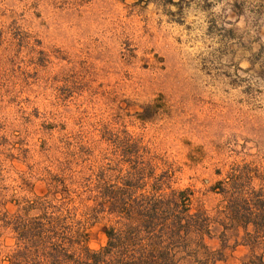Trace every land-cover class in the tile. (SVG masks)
Segmentation results:
<instances>
[{
  "label": "rangeland",
  "instance_id": "rangeland-1",
  "mask_svg": "<svg viewBox=\"0 0 264 264\" xmlns=\"http://www.w3.org/2000/svg\"><path fill=\"white\" fill-rule=\"evenodd\" d=\"M125 130L159 172L173 164L175 188L264 167V0H0V264L16 245L10 217L81 191ZM108 223L91 227V248ZM226 233L215 264H240L245 229Z\"/></svg>",
  "mask_w": 264,
  "mask_h": 264
},
{
  "label": "trees",
  "instance_id": "trees-1",
  "mask_svg": "<svg viewBox=\"0 0 264 264\" xmlns=\"http://www.w3.org/2000/svg\"><path fill=\"white\" fill-rule=\"evenodd\" d=\"M123 133L81 191L64 184L59 198L37 196L10 217L16 245L2 264H215L229 246L227 230L240 227L249 246L240 264H264L263 165L234 163L205 191L175 188L173 164L159 172L158 155ZM200 192L218 195L217 204L208 208ZM104 218L107 242L91 248V227ZM220 227L214 248L208 239Z\"/></svg>",
  "mask_w": 264,
  "mask_h": 264
}]
</instances>
